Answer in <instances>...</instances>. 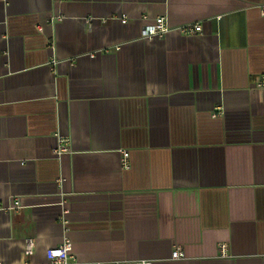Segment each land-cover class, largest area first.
I'll return each mask as SVG.
<instances>
[{"label": "crops", "instance_id": "obj_1", "mask_svg": "<svg viewBox=\"0 0 264 264\" xmlns=\"http://www.w3.org/2000/svg\"><path fill=\"white\" fill-rule=\"evenodd\" d=\"M262 4L0 0V264H264Z\"/></svg>", "mask_w": 264, "mask_h": 264}, {"label": "built area", "instance_id": "obj_2", "mask_svg": "<svg viewBox=\"0 0 264 264\" xmlns=\"http://www.w3.org/2000/svg\"><path fill=\"white\" fill-rule=\"evenodd\" d=\"M260 11L261 15L264 16V4L257 7ZM143 21L145 22V25L141 31V38L152 40L155 38H163L165 37L170 31V27L167 23V20L165 17H157L153 23H148L147 18L143 17ZM123 23H126V21H123ZM181 33L184 35H194V34H201L202 33V26L197 25H184L179 29ZM92 58L95 57V55H91ZM259 88H264V77L258 81L257 83ZM215 117H218V115H214ZM70 149L68 147V140L65 138H61L59 140V145L57 149H55L54 154L55 156H61L65 153H69ZM123 157L121 160L122 166L124 169L128 170L131 167L130 164V154L127 151L122 152ZM22 208L21 201L17 200L14 201V203L10 206L4 207V210L6 211H16L20 210ZM227 244L220 245V254L221 256L225 257L227 256ZM25 256L30 258L34 252H35V243L32 239H27L26 246H25ZM48 261L45 264H104L99 262H83L76 258V256L73 253V242L70 238L65 237L62 241V243L54 248L48 251L47 253ZM185 258V253L181 247H175L171 259L172 260H182ZM21 264H34L30 260H27ZM137 264H153L152 261H140Z\"/></svg>", "mask_w": 264, "mask_h": 264}]
</instances>
